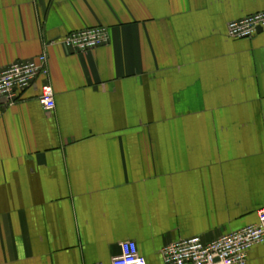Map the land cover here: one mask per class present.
I'll list each match as a JSON object with an SVG mask.
<instances>
[{
  "label": "crops",
  "instance_id": "1",
  "mask_svg": "<svg viewBox=\"0 0 264 264\" xmlns=\"http://www.w3.org/2000/svg\"><path fill=\"white\" fill-rule=\"evenodd\" d=\"M264 0H0V70L48 58L0 100V264H147L178 240L210 242L264 208V29L226 36ZM103 27L86 54L52 44ZM246 264H264V244Z\"/></svg>",
  "mask_w": 264,
  "mask_h": 264
},
{
  "label": "built area",
  "instance_id": "2",
  "mask_svg": "<svg viewBox=\"0 0 264 264\" xmlns=\"http://www.w3.org/2000/svg\"><path fill=\"white\" fill-rule=\"evenodd\" d=\"M258 29H264V12L229 22L226 36L233 40L252 38ZM108 30L96 27L67 33L52 42L60 44L76 54L87 52L108 43ZM49 69L46 54L35 59L16 62L0 70V100L7 105L17 102L24 92L43 79L38 102L43 111L52 112L55 108L54 91L48 83ZM264 244V208L257 212V223L224 234L210 242L199 237L178 240L160 251L161 264H246L249 251ZM120 254L110 260V264H147L139 255L135 242L120 243ZM101 264V263H95Z\"/></svg>",
  "mask_w": 264,
  "mask_h": 264
},
{
  "label": "water",
  "instance_id": "3",
  "mask_svg": "<svg viewBox=\"0 0 264 264\" xmlns=\"http://www.w3.org/2000/svg\"><path fill=\"white\" fill-rule=\"evenodd\" d=\"M261 29H258V31H260Z\"/></svg>",
  "mask_w": 264,
  "mask_h": 264
}]
</instances>
